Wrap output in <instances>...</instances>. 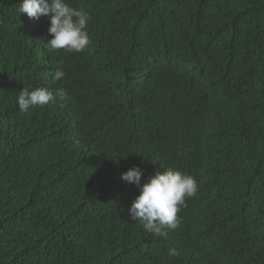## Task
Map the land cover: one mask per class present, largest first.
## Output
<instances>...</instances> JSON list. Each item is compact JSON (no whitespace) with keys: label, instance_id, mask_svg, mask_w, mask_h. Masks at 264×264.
Returning <instances> with one entry per match:
<instances>
[{"label":"trees","instance_id":"1","mask_svg":"<svg viewBox=\"0 0 264 264\" xmlns=\"http://www.w3.org/2000/svg\"><path fill=\"white\" fill-rule=\"evenodd\" d=\"M21 2L0 0V264H264V0H69L91 17L71 53ZM25 86L70 100L22 112ZM159 164L198 182L166 236L121 178Z\"/></svg>","mask_w":264,"mask_h":264},{"label":"clouds","instance_id":"2","mask_svg":"<svg viewBox=\"0 0 264 264\" xmlns=\"http://www.w3.org/2000/svg\"><path fill=\"white\" fill-rule=\"evenodd\" d=\"M18 11L26 13L29 18L48 17V29L51 39L43 42L49 52L63 49L66 52H81L91 43L87 26L90 14L82 7H73L69 0H22ZM65 76L63 69L54 71L53 80H61ZM69 101L70 96L63 88L54 93L48 87L31 88L25 86L19 91L18 107L22 112L30 108ZM160 168L146 182L142 183L143 170L133 166L122 173L121 178L139 187V195L128 209L132 220L142 224L146 232L157 236H166L165 229L178 226L177 216L186 198L195 196L198 192L197 179L186 172L172 167ZM175 250L170 255H175Z\"/></svg>","mask_w":264,"mask_h":264}]
</instances>
